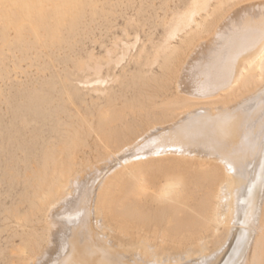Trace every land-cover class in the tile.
I'll return each mask as SVG.
<instances>
[{
	"label": "bare ground",
	"instance_id": "1",
	"mask_svg": "<svg viewBox=\"0 0 264 264\" xmlns=\"http://www.w3.org/2000/svg\"><path fill=\"white\" fill-rule=\"evenodd\" d=\"M183 33L175 97L106 95L93 127L51 149L41 143L40 156L22 149L37 165L25 173L46 232L24 236V263L264 264V0H189L166 21L154 62ZM139 40L108 49L107 66H120ZM174 63L168 56L163 67ZM103 67L96 62L98 78L80 83L101 91L110 78L100 77ZM166 162L204 169L169 163L166 174ZM28 215L13 210L18 221Z\"/></svg>",
	"mask_w": 264,
	"mask_h": 264
},
{
	"label": "rangeland",
	"instance_id": "2",
	"mask_svg": "<svg viewBox=\"0 0 264 264\" xmlns=\"http://www.w3.org/2000/svg\"><path fill=\"white\" fill-rule=\"evenodd\" d=\"M188 1L0 0V264H26L23 259L30 242L24 236L32 233L44 239L46 234L41 213L32 207L40 200L35 198L29 187L31 179L26 176L37 165L28 161L24 151L40 156L41 143L51 149L54 143L64 141L69 131L84 125L93 127L106 95H123L130 102L155 99L166 92L175 97L172 78L186 33L180 34L156 62L154 55L165 34L166 21ZM137 33L140 40L136 48L120 66L109 68L106 51L113 48L121 52L120 40L131 41ZM138 48L145 49L141 57ZM168 56L175 62L172 69L163 67ZM96 62L104 66L100 77L110 76L101 91L80 83L98 78L90 69ZM128 118L134 121L133 114ZM33 130L39 135H33ZM31 136L29 148L26 144L27 148L18 149L14 142H27ZM169 163H163L160 171L167 174L173 170ZM173 164L190 174L204 169L195 170L186 162ZM58 175L54 173L51 179ZM208 194L211 201V192ZM152 199L164 203L162 199ZM192 202L194 205L195 198ZM15 209L28 212L26 223L13 217Z\"/></svg>",
	"mask_w": 264,
	"mask_h": 264
}]
</instances>
